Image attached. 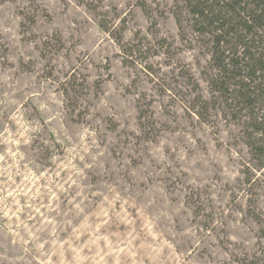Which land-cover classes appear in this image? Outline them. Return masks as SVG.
I'll return each mask as SVG.
<instances>
[{"label":"rangeland","instance_id":"rangeland-1","mask_svg":"<svg viewBox=\"0 0 264 264\" xmlns=\"http://www.w3.org/2000/svg\"><path fill=\"white\" fill-rule=\"evenodd\" d=\"M215 26L0 0V264H264V95L237 97Z\"/></svg>","mask_w":264,"mask_h":264},{"label":"trees","instance_id":"trees-1","mask_svg":"<svg viewBox=\"0 0 264 264\" xmlns=\"http://www.w3.org/2000/svg\"><path fill=\"white\" fill-rule=\"evenodd\" d=\"M192 13L201 23L216 24L218 31L215 47L222 48L223 59L219 70L233 79L243 75L235 83L237 97L252 103V96L264 95V0H190ZM235 39L236 46L229 49L227 37ZM243 73V74H242ZM260 80L258 83L257 81ZM243 93V91H245ZM257 96V95H256ZM260 117V116H259ZM261 117H264L261 115ZM261 125L264 123H260ZM259 142L264 146V128H257Z\"/></svg>","mask_w":264,"mask_h":264}]
</instances>
